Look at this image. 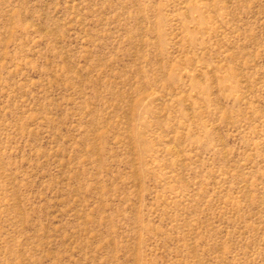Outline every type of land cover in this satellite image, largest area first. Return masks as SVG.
<instances>
[{"label":"rangeland","instance_id":"1","mask_svg":"<svg viewBox=\"0 0 264 264\" xmlns=\"http://www.w3.org/2000/svg\"><path fill=\"white\" fill-rule=\"evenodd\" d=\"M0 264H264V0H0Z\"/></svg>","mask_w":264,"mask_h":264}]
</instances>
